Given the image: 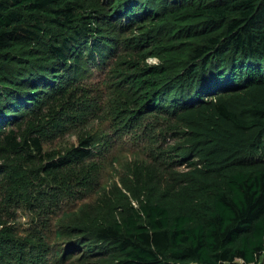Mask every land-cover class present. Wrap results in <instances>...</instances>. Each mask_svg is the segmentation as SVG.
Returning a JSON list of instances; mask_svg holds the SVG:
<instances>
[{
    "label": "trees",
    "instance_id": "obj_1",
    "mask_svg": "<svg viewBox=\"0 0 264 264\" xmlns=\"http://www.w3.org/2000/svg\"><path fill=\"white\" fill-rule=\"evenodd\" d=\"M115 57L131 116L166 123L160 136L185 154L168 163L183 169L136 167L92 219L68 225L63 258L264 264V0H0V151L40 153L41 119L20 118L87 62ZM81 145L75 161L90 154V140ZM5 212L0 264L9 253L21 264Z\"/></svg>",
    "mask_w": 264,
    "mask_h": 264
},
{
    "label": "rangeland",
    "instance_id": "obj_2",
    "mask_svg": "<svg viewBox=\"0 0 264 264\" xmlns=\"http://www.w3.org/2000/svg\"><path fill=\"white\" fill-rule=\"evenodd\" d=\"M116 58L103 68L84 63L89 69L84 76L63 84L59 92L47 90L31 107L35 114L25 112L20 118L21 127L41 119L36 132L40 153L14 156L0 151V168L12 172V181L0 178V208L6 209V225L23 245L16 248L23 257L21 264H96L79 253L63 258L68 225L78 218L92 219L116 186L135 180L136 167L153 168L155 177L165 175L168 167L183 169L168 163L185 154L171 151L175 141L170 136L166 141L160 136L166 123L158 115L131 116L128 84L118 80ZM146 62L158 59L149 57ZM83 140H90V154L75 161L70 154ZM63 159L67 162L52 166ZM126 196L136 206L137 200L127 192ZM5 263L19 261L9 253Z\"/></svg>",
    "mask_w": 264,
    "mask_h": 264
}]
</instances>
